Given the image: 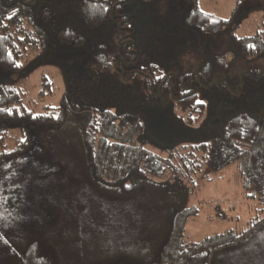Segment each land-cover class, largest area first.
<instances>
[{"label": "trees", "instance_id": "obj_1", "mask_svg": "<svg viewBox=\"0 0 264 264\" xmlns=\"http://www.w3.org/2000/svg\"><path fill=\"white\" fill-rule=\"evenodd\" d=\"M131 2L0 0V264H264V217L185 240L201 162L236 164L264 205V31L176 68L264 5L220 18L197 0L142 14ZM42 65L63 90L35 113L15 80Z\"/></svg>", "mask_w": 264, "mask_h": 264}, {"label": "rangeland", "instance_id": "obj_2", "mask_svg": "<svg viewBox=\"0 0 264 264\" xmlns=\"http://www.w3.org/2000/svg\"><path fill=\"white\" fill-rule=\"evenodd\" d=\"M260 3L264 5L263 0H197L198 7L202 11L220 18H229L236 4H239L241 8L253 9ZM185 4L186 0H132L129 10L134 14H142L155 7L179 11ZM259 30L264 31V10L262 9L248 13L235 30L226 31L219 39H204L197 45H191L181 51L176 59V68L182 71L194 70L202 62L204 47L225 51L230 42ZM242 67H246V64ZM43 77L52 83V90L46 98L39 101L37 92ZM15 85L22 92V105L35 113L42 112L46 105H57L63 90L61 72L52 65L36 68L26 78L16 79ZM10 136L18 137L20 133L12 130ZM12 143L13 141L9 140L8 145L11 146ZM158 153L161 154V152ZM163 156L167 157L164 154ZM192 176H194V182L191 183L193 189L188 198V206L196 207L199 211L195 216L190 217L186 224L185 240L187 242H199L205 237L230 229L239 234L264 217V205L256 198L257 194L255 197H250L251 192L244 190L236 164L213 168L206 162H201L199 169ZM219 206L222 212L215 211L220 208Z\"/></svg>", "mask_w": 264, "mask_h": 264}, {"label": "crops", "instance_id": "obj_3", "mask_svg": "<svg viewBox=\"0 0 264 264\" xmlns=\"http://www.w3.org/2000/svg\"><path fill=\"white\" fill-rule=\"evenodd\" d=\"M189 207H192V206H189ZM197 207H199L200 208V206H197ZM220 207V206H219ZM196 208V207H195ZM199 211V210H198ZM215 211H219V212H222V209H221V207L220 208H218V209H215ZM213 213H215V212H213ZM218 215H220V213H218ZM188 222V221H187ZM231 230V229H230ZM220 233H222V232H220Z\"/></svg>", "mask_w": 264, "mask_h": 264}]
</instances>
